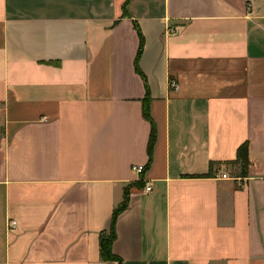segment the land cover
I'll use <instances>...</instances> for the list:
<instances>
[{"label":"crops","instance_id":"0c3cea01","mask_svg":"<svg viewBox=\"0 0 264 264\" xmlns=\"http://www.w3.org/2000/svg\"><path fill=\"white\" fill-rule=\"evenodd\" d=\"M0 264H264V0H0Z\"/></svg>","mask_w":264,"mask_h":264},{"label":"trees","instance_id":"16d2710c","mask_svg":"<svg viewBox=\"0 0 264 264\" xmlns=\"http://www.w3.org/2000/svg\"><path fill=\"white\" fill-rule=\"evenodd\" d=\"M142 114L144 118H146L150 122L151 129H150V135H149V140L147 144V152H148L149 158H151L152 146L155 140L156 131H155V125L149 115L147 98H145L143 102ZM235 162L240 165L241 173L245 174L247 171L248 165H249L248 143L244 142L238 146L236 150ZM125 207H126V201L124 200L121 205H119L113 210L109 231L107 233L102 232L99 235V253H100L101 259L103 260L119 261V258L116 257L111 252V243L115 237L114 223H115L116 216Z\"/></svg>","mask_w":264,"mask_h":264},{"label":"built area","instance_id":"2783aa9c","mask_svg":"<svg viewBox=\"0 0 264 264\" xmlns=\"http://www.w3.org/2000/svg\"><path fill=\"white\" fill-rule=\"evenodd\" d=\"M170 86L173 88H176L177 85L175 82H170ZM145 166L143 164H132L131 165V171L135 174H137L138 176L141 175L144 172ZM223 178H226L227 175L226 174H222ZM152 187L151 184L149 182H146L144 185V192H149L151 191ZM17 222L15 220H8L7 222V227L9 229H12L16 226Z\"/></svg>","mask_w":264,"mask_h":264}]
</instances>
